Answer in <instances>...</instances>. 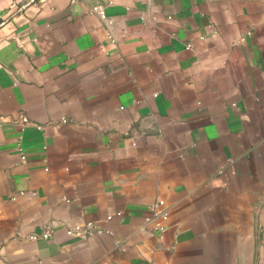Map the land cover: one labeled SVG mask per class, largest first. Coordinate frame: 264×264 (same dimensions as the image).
<instances>
[{"label":"crops","instance_id":"crops-1","mask_svg":"<svg viewBox=\"0 0 264 264\" xmlns=\"http://www.w3.org/2000/svg\"><path fill=\"white\" fill-rule=\"evenodd\" d=\"M0 264H264V0H0Z\"/></svg>","mask_w":264,"mask_h":264},{"label":"built area","instance_id":"built-area-1","mask_svg":"<svg viewBox=\"0 0 264 264\" xmlns=\"http://www.w3.org/2000/svg\"><path fill=\"white\" fill-rule=\"evenodd\" d=\"M71 2H77L78 0H70ZM91 11L94 12L95 14H97L102 20L106 19V15H105V10H104V6L101 4H97L92 6ZM163 201L162 200H157L153 203L152 207L154 209H156L157 207H159L160 205H162ZM162 216L163 221L167 220V213L165 211L160 213ZM163 226L161 225V228ZM80 230L79 226H74L73 228H70L67 230V233H73V232H78ZM86 231H91L90 230V225L87 226V230Z\"/></svg>","mask_w":264,"mask_h":264}]
</instances>
